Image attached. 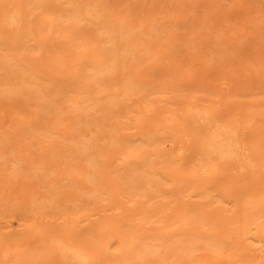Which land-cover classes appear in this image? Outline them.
Returning a JSON list of instances; mask_svg holds the SVG:
<instances>
[{"label": "rangeland", "instance_id": "1", "mask_svg": "<svg viewBox=\"0 0 264 264\" xmlns=\"http://www.w3.org/2000/svg\"><path fill=\"white\" fill-rule=\"evenodd\" d=\"M59 1L30 0V3L26 6L27 8H33L32 13L28 17L29 26L20 30L19 35L12 33V31L6 27H2L0 24V57H2L1 54L3 53V56L9 53V56L6 57L8 60L18 57L21 68L11 73L0 68V80H2L0 82L4 83L8 80V84H0L6 89L5 91L0 87V124H2L0 125V130L1 132L6 131L7 137L4 136L6 135L4 133L0 134L3 135V141L6 138L4 142L7 141V147H9L5 148H7V153H9L11 159L12 157L14 158V154L12 155V143L19 140L17 137L22 136V134L18 136L19 131L17 132V130H15L17 134L14 135L12 134L14 132H10L13 130L11 127H14L13 123H16L17 120L10 117L12 115L11 111L16 106L18 110H21L19 103H23V106L27 107V110L32 114L29 116L28 113L27 117L26 112V116L24 114L21 120H17L16 123L17 127L19 124H22V128L25 126V130L26 127H31V130L29 129L32 131V134L29 135L30 138L27 131L29 140H26V134L24 135L26 139L23 138L24 141L26 140V145L24 142H21L24 144L22 148L26 152V155L23 156V159L26 160L27 166L25 161L21 159L22 161L19 163L20 167L23 168V162L26 167L24 166V169H20L21 171L17 170L15 174H12L11 171H8L9 168L4 166L8 164L9 157L5 164H2V162L6 159H0V166H2V168L0 167V172H4V174L6 172L8 179L11 182L14 180L12 184L18 188V190L16 189L18 192L11 194L12 199L5 200L7 203L1 201V204L3 205L4 203V205L0 209V224H2L0 226H6L3 224L5 223L9 226L5 228L11 229L12 233L13 229L17 230V233L20 230L24 232L23 235L20 232L18 234L14 232L15 236L12 233L7 235V238L12 240L18 239L19 236L26 238V251L28 252L22 255L25 258L24 264H66L56 254L55 247L50 242L53 236L64 235L65 232L69 235H74L78 242L91 246L94 252L102 258L120 260L122 259L120 257H126L128 260H131L135 258V253L139 251L138 245L145 242L151 243L150 238L156 231L155 227L165 219L176 217L182 213H186L187 217H193L194 223L197 224V231L204 234L219 232L217 239L229 241L231 235L227 228L237 226V224L239 226L241 223L239 219L241 212L240 202L254 196L261 198L264 202V179L251 176L247 171L239 172L232 169L230 165H221L214 172L200 169L196 160V152L199 148L198 138L203 131H200L201 129H198V126L192 125L189 120L182 118L180 109L185 103L190 102L196 103L198 108L206 107L211 114L214 112L218 115H225L238 110L241 126L247 125L245 139L247 146L254 155L264 159V0H101V2L105 3L99 7L106 9L104 11L106 17L104 18L107 21H120L117 25L127 24L129 26L137 24L138 27L132 30L134 33H130L132 36L138 37V28L147 29L150 35H142L144 39L148 38L147 44L141 43V45L147 46L149 42L156 43V45L151 51L146 53L140 52L142 57L140 58L141 61H138L142 65L137 61H131V63L132 65L135 63L137 67L143 66L141 69H144L143 59L145 57V67L148 65L149 69L147 67L148 70L143 72L151 75L148 79L147 75H145L143 79L146 81L155 79L153 82L154 86L161 79L164 81L168 80V84L163 85V81H160L159 84L162 83L160 84L161 86L159 84L155 86L159 88L157 89L158 91L154 89V91H151L153 94L149 93L151 95L148 94V89L144 93L138 92L137 94L139 95L135 93L137 96H140L139 98L135 96L137 101L133 100L132 95V99L129 96L127 102L132 100L129 102L131 104L127 108L124 106L126 110H129L127 114L121 106L124 102L112 104L114 107L111 106L109 108H113V112L109 109L105 111L102 108L104 106L102 104L101 106L100 104L95 105L93 108L91 106L84 109H76L78 110L76 113L74 112V107H71L72 109L70 110L71 112L74 110L75 116L82 115L78 119L84 120L85 116L89 117L87 121L84 120L86 121L85 123L78 121L80 124L75 125L77 126L76 128H82L81 130L87 128L84 130L90 135L89 150L95 151L98 155L96 157L93 153L96 159L94 161H98L97 163L95 162L94 166L99 165L96 167H90L85 164L86 162L84 163L81 160L79 164L77 162L78 159L75 161V159L66 157V155L73 156L74 153L72 154V151H69L71 147L66 142L65 144L63 142L60 143L63 146V151L62 147L58 146L60 142V137H57L60 132L59 129L54 138L43 136V123H45L43 122V77L46 84L56 86L64 84L60 82H66L72 71L68 72L66 69L61 75L56 73V71L52 72L53 70H49L51 71L49 73L48 69H53V63H51L53 61L48 62L49 65L45 64V69L48 68L46 71L43 69V56L50 57L51 55V58H53L54 53L50 51V48V50H47L43 54V23L41 21L43 15L50 12L49 6ZM7 2L9 0H0V6L5 7ZM111 2L112 5L107 7V4ZM3 7L2 9H4ZM2 9L0 10V14L3 11ZM111 13L112 15L109 16ZM82 14L74 19L82 21L83 24L86 22L87 26L92 24L90 21H100L99 17ZM133 21L136 22L134 23ZM68 22L71 23L72 21ZM92 26L94 25L92 24ZM78 27V24L75 22L74 25L69 27L68 30L71 32L72 37H75L81 31ZM84 35L89 37V33L87 32ZM68 40L66 39L65 41ZM76 49L73 46L71 47L73 51ZM68 58L71 59L72 55ZM2 59L1 62L3 61ZM83 64L80 65L79 63L74 67L79 66L77 68L78 71ZM123 68V65L122 68L117 65L114 71H119L120 69L117 72L118 74L115 72V75L113 71L109 72L108 76H104L109 79L108 81L106 78L104 82L108 81V85L110 84L113 89L115 88V91L111 89V92H117L116 86L122 85L123 81H118L124 77ZM24 69L26 70L22 76L20 73ZM126 69L128 67L124 68V70ZM129 70H131V67H129ZM138 72L142 73V71ZM119 73H123V75H119ZM117 75H119L118 81H116ZM57 76L59 79H57ZM71 76L75 77V75ZM101 76L103 77V74ZM112 76L118 83H116V86L111 84ZM120 76L122 77L120 78ZM24 78L27 81H24ZM54 78L57 80L52 81ZM113 81L112 83H114ZM222 81L227 83L224 87H221L220 82ZM8 85L13 86V88H10V90ZM85 89L90 90L91 95L96 100L100 96L99 93L101 92L98 88V92L96 91L97 89H93V86ZM103 91L106 93L107 90ZM141 91L144 90L142 89ZM51 92L52 90L50 94ZM72 93V91H67L65 94L72 95ZM96 93H98V97ZM103 93H101L102 96L100 97L106 103L105 97H108L110 94L108 92L106 96ZM58 94H55L54 97L62 100L56 96ZM63 95L61 94L60 96L63 97ZM142 95L146 97L143 98ZM84 96H80L83 98H81L82 100L86 99ZM147 96L149 97L147 98ZM140 98L142 99L140 100ZM81 99L78 98L79 101ZM98 99L101 100L100 98ZM60 100L59 102H61ZM143 100L145 101L143 102ZM53 101L46 106L53 104V109H56L55 102ZM83 102L85 103V101ZM145 102H149L148 104H151L150 107L155 109L153 113L150 112L152 109L149 106L148 110H151H146V105L148 104L144 105ZM49 106L48 108L45 107V109H49ZM167 106H169L168 108H179L174 110L173 114L175 118L170 121L166 119V116H163L165 113L162 108L165 109ZM52 107L50 106L51 109ZM25 108L21 112L24 113ZM168 108L165 109V112ZM249 110L254 112L259 111L261 115L254 117L249 121L250 123H245L244 117H246V113ZM68 112L70 111L68 110ZM154 112L157 113V116ZM65 113L62 116L58 115V117L61 119L65 117L66 119L65 115L69 114ZM73 113L70 114L73 115ZM136 114H139V119L142 121L139 124L136 122L138 119L132 118L137 116ZM120 115L125 118H120ZM159 115L166 119H162L165 120L164 123L163 121L159 122V119H161ZM69 117L70 115L67 116V119ZM23 118L27 119L23 120ZM67 119L65 121L70 124L75 120L69 119L68 121ZM26 120L29 121V124L26 123ZM74 122L77 123L76 121ZM170 122L173 124H169ZM8 123H12L9 129ZM47 123L49 124V122ZM56 124L54 123L53 126H56ZM66 124L68 123L61 125L58 122L57 125H59L58 127H64ZM49 125L51 126L52 124ZM156 126L160 127V129L155 132L156 136H159L157 138L154 137V143L156 139H158V143H161L159 139H164L166 140L165 147H162L161 152H156L153 149L156 143L152 147L149 145L147 147L155 152V154L150 155V157H153L152 159H154L156 153L158 155L160 153L164 154L163 161H166L171 156L170 160L168 159L171 161L169 164L171 174L169 178L171 180H165V178L157 175H146L145 177L136 175L127 178H117V173L122 172L123 169L118 170V172L114 169L116 168L114 165H121L123 162L120 163L119 159H114L116 156L115 152L125 149V145L128 146L132 142L140 141V133H138L140 130L149 131L148 129ZM67 128V131H73L79 138L81 133L85 132H81L79 129H77V132L76 130L74 132V123H72L71 127L67 125ZM78 130L81 132L80 136ZM63 131L62 134H64ZM137 133L138 136H136ZM12 135H17L16 139H13ZM133 137H137V139L134 141ZM55 139L57 140L55 141ZM2 140L1 143L3 142ZM123 140L124 142H122ZM51 141L57 143V146L54 144L50 147L49 143ZM63 141L66 140L64 139ZM59 147H61L60 151L62 153L59 151ZM9 149H12V153ZM16 149H20V147ZM43 151L46 153L44 157L47 163L43 162V159H45L43 158ZM64 153L67 154L64 156ZM61 155L65 157L63 159L66 163L62 162ZM165 155H167V158ZM66 158L71 161H67ZM157 160H154V162ZM118 161L119 164H117ZM43 163L48 164L50 172H52V175H50L52 178H48V180H51L49 185L51 183V185L54 184L52 187H56L58 193H60L59 195L63 193V190H67L69 193L61 195L63 198L57 196L60 198L58 203H44L46 204L45 207H43V194L49 195L50 193L46 191V186L43 183L47 182V177L50 176L43 177V167H45ZM74 163L75 165L78 164L75 166ZM160 164L162 165L160 162L159 165H155L154 163L152 166L159 169ZM71 166L74 167V170ZM3 169L8 170L3 171ZM71 169L74 173L71 172ZM84 170H93L94 177L98 178L95 181H99L103 185L104 193L97 194L96 186L98 184L96 185L95 181L93 183L85 179L86 175L82 173ZM4 174H0V189L6 190L4 193L6 197L7 190L9 189H7V177ZM19 189L21 190L19 191ZM99 189L101 190V188ZM17 194L22 196V200L20 197H17ZM53 198L51 197V200H56V198ZM5 204L6 206L9 205L6 207ZM10 205L12 209L9 210L11 212L7 209ZM18 207L19 209H17ZM4 208L7 210L6 212ZM2 209H4V213H1ZM11 213L13 214L10 216L9 214ZM128 213L129 215H135L130 225L140 223V228L133 232L135 234H142L140 240L135 241V244L138 246L135 250L123 249V246H125L124 241L115 243L112 239L127 235L129 227L127 226L128 221L124 220V216H127ZM132 215L131 217H133ZM146 217L149 219L145 222L143 218ZM195 219L204 221L205 224L200 226ZM257 222H264V217L259 218ZM135 229H137L136 226ZM131 230H134V228H131ZM169 236L165 234L157 239L155 243L159 245L153 246L154 251L149 256H146L145 259L132 260L129 264H242L240 261L231 262L226 260L228 255L232 253L231 251L218 253L214 247L206 245L201 239H196L193 243L180 240L170 242V238L169 241L167 240ZM242 237L244 238L246 235ZM43 239H45V243H43ZM127 241H129V238H125V242ZM163 241L168 242L161 243ZM227 244L229 245L231 242ZM15 247L18 246L10 245L9 248ZM243 247L246 249L247 254L251 255L257 251H261L264 254L263 248L257 249L250 243L243 245ZM32 252L36 253V255ZM15 259L13 257L12 261L8 260L4 264H19V261ZM259 261L254 262L258 263ZM125 262L128 264L127 261Z\"/></svg>", "mask_w": 264, "mask_h": 264}, {"label": "bare ground", "instance_id": "2", "mask_svg": "<svg viewBox=\"0 0 264 264\" xmlns=\"http://www.w3.org/2000/svg\"><path fill=\"white\" fill-rule=\"evenodd\" d=\"M29 1L30 0H9V2H7L5 7L0 6V10L2 9V7L4 8V9H2L3 11H1V14H0V24L2 25V27L8 28L10 31H12V33L17 34V35H19L18 33L20 30H22L25 27H28L29 26V23H28L29 18L28 17L30 16V14L32 13V10H33V8H27L26 7L30 3ZM60 1H62V2H60ZM60 1L58 3L56 2L52 6L51 5L49 6L50 12L45 13L43 15V18L41 21L43 23V27H42V30H43V54L47 50H50V48H51L50 51L52 53H54V55L52 56L53 58H51V55H50V57H48V56L44 57L43 56V69L46 71L48 68L45 69V66H46L45 64L49 65V63L51 61H53V62H51V63H53V65H52L53 69L49 68L48 71L53 70L52 72L56 71V73L61 75V73H64V70H66V69L68 70V72H70L72 70L70 74L75 75V77L69 75V79L66 80V82H60V83H64V84H60V85L58 84L56 86H51V85L46 84L44 82L45 79L43 77V122H45V123H43V136L46 138H49V137L54 138V137H56L57 130L59 129L60 132L58 133L59 135L57 137H60V140H59L60 142L58 141L59 142L58 146H61L60 145L61 142H63L64 144L66 142L67 145L69 147H71V149L69 151H72V154L74 153L73 156L72 155L71 156L66 155V157L67 158L69 157L71 159H75V161L78 159L77 162L79 164L82 161L84 163L86 162L85 164H87L90 167H96L99 165L94 166L98 162V161L97 162L94 161V160H96L94 154L96 155V157H98V155L95 153V151L92 152L89 150L90 135H89V133H87L85 131L87 128L86 129L84 128L85 130L84 129L81 130L82 128H80V129H79V127L76 128L77 126L75 125V124L79 125L81 123V121H83V123H85L89 117L85 116L86 117L85 118L83 116L84 120H86V121L81 120L80 118H79L80 119L79 120L78 117H80L82 115L75 116L73 111L75 110L74 112L76 113V111H78L76 109H84V108H88L91 106L93 108V106L95 107V105L100 104V106H101V104H102V105H104L102 108L105 109V111L107 109H109L111 112H113V108L110 109L109 107H111L112 104L114 105L118 102L119 103L124 102L123 103L124 105L122 104L121 106L123 107V109H125L124 106H126V108H127L131 104L129 102L132 101V100H129V102H127V99L129 98V96H130V99L134 98L133 100L137 101L136 98L140 97V96H137V95H139V94H137L138 92L144 93L145 90L148 89L149 90L148 94L149 93L153 94V92H151V91H154V89H156V90L159 89L158 87L156 88L155 86H157L160 81L161 82L163 81L162 82L163 85L164 84L166 85V83L168 84V82H167L168 80L167 81L166 80L164 81L162 79L159 81L156 80V81H158V84H156L155 86L153 85V82L155 79L152 81L144 80L143 77L147 74H145V72H143V71L149 69L148 65H147L148 69H147V67H145V65H146L145 64V57L143 59L144 69L143 68L141 69V67H143V66L138 65L139 67H137L135 65V63H134V65H132V63H131V61H137L139 63L141 61L140 58L142 57L140 55V52L142 51V53H146L148 51H151L152 48H154V46L156 45V43H152V42L151 43L149 42L148 43L149 45H147V46L141 45V43L145 44L147 42V39H148V38L144 39L142 37V35L146 36V34H149V32L147 31L146 28L145 29L138 28L139 31L137 32V34H138V37H137V36L130 35L131 32L134 33L132 30L134 28L138 27L137 24L127 26V24L117 25V24H119L120 21H107V19L104 18V17H106V15L104 14V11L106 9L105 8L101 9L99 7L101 4L105 3V2H101V0H60ZM111 5H112V2L108 3L107 7H109ZM82 12L85 15L99 17L100 21H90L94 26H92V24L87 26L86 22H84L85 24H83L82 21H77L76 19H74V18H77L78 15L82 14ZM111 15H112V13L109 16H111ZM68 21H72V22L69 23ZM74 22L78 24V26H79L78 28L81 29V31H79V33H77V35L75 37H72V34L68 29L71 25H74ZM133 22L135 23L136 21H133ZM87 24H89V23H87ZM85 32L89 33V37H86L84 35ZM66 39H69V40L65 41ZM72 46L77 48V49L74 51L71 50ZM3 54H1L2 57H0V68H3L5 71H7L9 73L14 72L15 70L17 71L18 69H21L20 63H19L20 59H18V57H13L12 59L8 60L6 57L9 56V53H7V55L5 54L4 56H3ZM70 55H72L71 59L68 58ZM46 57L49 59H47ZM1 59L3 60L2 62H1ZM138 60H140V61H138ZM54 63H55V65H54ZM79 63H80V65L82 63H84L85 65L83 64L81 66V69L77 71V68L79 66L78 67H74V66H77ZM117 65L121 66V68H122V65L124 68L128 67V69H126V70H124V68H123L124 75H123V73H119V75L121 74L124 76V77L120 76V78L122 77L121 79L119 78L120 81L117 80L119 75H117V77H116V81H118V82H121V80L123 81L122 85H120L121 87L118 85L116 86L117 82L115 81V78H114L116 73L120 71V69H119V71H114L116 69ZM140 65H142V64H140ZM50 66H51V64H50ZM52 66H51V68H52ZM129 67H131V70H129ZM25 70L26 69L21 71L20 74L22 76H23ZM127 70H129V71L126 72ZM113 71H114L115 75L112 73V75L114 76V77L112 76L113 77L112 81L114 80L113 81L114 83H112L111 80L110 81H111V84L113 86L117 87V89H118L117 92H114L115 88L113 89L112 86H110V84L108 85L107 82L109 81V79L107 77H104L109 72H113ZM138 71H142L143 74L138 72ZM50 72L51 71H49V73ZM77 73H79V74H77ZM148 73H149V71H148ZM102 74H103V77L102 76L100 77V75H102ZM150 75L146 76L147 79H148V77H150ZM65 76H67V75L65 74ZM55 77H56V75H55ZM156 77H157V75H156ZM106 78L108 79V81L106 80L107 82H104ZM57 79H59V77ZM57 79L54 78L52 81L57 80ZM62 79H63V77H62ZM62 79L60 78L61 81H62ZM101 80H103V81H101ZM0 81H2V80H0ZM24 81H27V79L24 78ZM49 82L52 83L51 81H49ZM77 82H78V84H77ZM1 83H3V82H0V84ZM5 83L8 84V80L6 82H4L3 84H5ZM162 83H160V84H162ZM160 84H159V86H161ZM220 84H221V87H224L227 83L222 81V82H220ZM9 85H10V81H9ZM9 85H8V88L12 89L13 86H9ZM74 85H76V86H74ZM91 86H93L94 90H96L97 88L100 89L99 91L101 93L104 92L103 94H105L106 96H107L106 93L109 92L108 94H110L111 89H113L114 91L111 92V94L108 95V97H105L107 100L105 103L104 101H102V97H100V96H102L101 93H99L100 94L99 97H98V93H96L97 97L101 99V100H99L97 98V100H96L91 95L90 90L88 91L87 89H85V88H89ZM94 86H96L97 88ZM98 86H101V87H98ZM105 86H107L108 89ZM109 86H110V88H109ZM0 87L3 88L2 85H0ZM51 87H53V88H51ZM98 89L96 90L97 92H98ZM102 89L107 90L106 93ZM109 89H110V91H109ZM142 89L144 91H141ZM4 90L6 91V89H4ZM51 90H52V92L50 94ZM1 91H2V89H1ZM67 91L68 92L72 91L73 92L72 95L65 94ZM55 94H58L59 96L58 95H56V96L61 98L62 100H60L58 98L56 99V97H54ZM61 94H64L63 97L60 96ZM78 94H80V95H78ZM133 94H134V97H133ZM131 95H132V98H131ZM146 95H147V91H146ZM149 95H151V94H149ZM80 96H84V97H86V99L82 100L83 98ZM135 96H137V97L135 98ZM143 96L144 95H142V97ZM76 97H78L80 99L82 98L81 99L82 101L81 100L79 101L78 98H77V100H78L77 101ZM145 97H143V98H145ZM148 97L149 96H147V98ZM55 99L58 100L57 103H56ZM141 99L142 98H140V100ZM59 100L61 102H59ZM52 101L55 102L56 109L55 108L53 109V107H52L53 104L50 105L52 107V109L48 105L49 109H47V110H49V111L46 114L47 110L45 109V107L48 108V106H46V105L52 103ZM83 101H85V103ZM144 101L145 100H143V102ZM147 101H150V100H147ZM82 102L84 103V105H82L83 104ZM86 102H87V104H86ZM148 103L145 102L144 105H146ZM107 104H109V105H107ZM57 105L58 106L60 105L59 108ZM19 106H20L21 110H18L16 108L17 106L14 107V109L11 111L12 112V115L10 116L11 118L21 120L22 116H24V114L26 112H27L26 113L27 117H28V113H29V116L32 115L27 110L28 108L27 107L25 108V106H23V103H19ZM30 106H31V104H30ZM148 106L150 107L151 104L146 105V107H147L146 110L150 111L152 109L150 112L153 113V110H155V109L150 107L151 109L148 110ZM71 107H74V110H72V112L70 110V109H72ZM112 107H114V106H112ZM142 107H143V105H142ZM168 107L169 106L165 107V109ZM24 108H25V112L23 113L21 111H24ZM161 108H160V112H161ZM120 109H122V108H120ZM162 109H163V112L165 113L163 116L164 117L166 116V119L168 121H170L173 118H175L174 114H173L174 110H177L179 108L174 109L171 107V108H168L166 110V112H165L164 108H162ZM45 110H46V112H45ZM68 110L70 112H68ZM109 110H108V112H110ZM131 110H133V109H131ZM157 110L159 111V109H157ZM62 111H64L63 113L66 112L67 114L70 115V117L68 119H67V116H69V115H65L66 119L68 121H69V119L71 120V119H75L77 117L76 118L77 120L76 119L74 120L77 123H75L74 121L72 122V123H74V132H75V130L77 132V129L81 130V132L85 131L84 133H81L78 130L79 136L81 133L80 138L78 137L77 134L73 133V131H70V130L67 131V129L69 128V127L67 128V125L71 127L72 123L70 124L69 122H66L65 117H64V119H63V117H62V119L58 117V115L62 116V114H63ZM125 111L127 114V112L129 110L125 109ZM125 111L123 110L124 114H125ZM108 112H106V113H108ZM118 112H119V109H118ZM160 112H158V113L160 114ZM167 112H168V114H167ZM60 113H62V114L60 115ZM70 113H73V115H71ZM120 113H122V112H120ZM26 114H25V116H26ZM155 114L157 116V113H155ZM53 115H55V116H53ZM122 115H123V113H122ZM122 115H120V118H125ZM136 115L137 116L132 117V118H134L135 120L138 119V121H136V122L139 124V122L141 120L139 119V116H138L139 114H136ZM180 115L185 120H189L192 125L198 126V129H201L200 131H203L201 133L200 137L198 138L199 148H198V151L196 152V154H197L196 160H197V164H198L200 169L208 170L209 172H214L221 165H230L232 169H235L239 172L247 171L250 173L251 176L258 177L260 179H264V159L258 158L256 155H254L252 153V151L250 150V148L247 146L246 141H245L246 132H247L246 131L247 125L241 126V124H240L241 119L239 116L240 113L238 112V110H235L234 112H231V113H228L225 115H218L217 113H214V112H212V114H211L206 107L198 108L196 103L187 102V103H185V105L183 107H181ZM259 115H261V112H259V111L254 112L252 110H249L246 113V117H244L245 118L244 122L248 123L254 117L259 116ZM163 116L162 117L160 116L161 119H159V122L163 121V123H164V121L166 119ZM126 117H128V116H126ZM140 118H141V116H140ZM25 119H27V118H25ZM25 119L23 118V120H25ZM162 119H165V120H162ZM17 120H16V123H17ZM28 120H29V118H28ZM28 120H26L27 121L26 123H28L30 121V120L29 121ZM47 122H49V124H52L51 125L52 127ZM58 122L61 125H63V123H68V124H66L64 127L62 126L63 127L62 128V127H58L59 126V125H57ZM12 123L7 124V126L9 125L8 129L10 128V124L12 125ZM14 123H13L14 127L13 126L11 127V129L13 128L14 131L12 130L10 132H14V133H12L14 135V134H17V132L19 131L18 136H19V134H22V136L20 135L19 137H17V135L16 136L12 135L14 137L13 139H16V137H17V139L19 138V140H17V141L14 140V141H16L15 143L14 142L12 143L13 144V146H12L13 153H12V149L11 150L9 149L10 152L12 153V155L14 154V158L12 157V159H11L10 158L11 156L9 155V153H7L8 150H6V149L9 147V146L7 147L8 143H7V141L4 142L6 140V138L4 141L2 140L4 138L2 137L3 135L0 134V139L3 141L2 143H4V144L6 143L4 146V144H2L1 140H0V159H2V160L6 159V160H4L5 162L4 161L2 162V164H5L8 157H9V161H7L8 164H6L4 166L9 168V170L8 169L7 170L9 172L11 171L12 174L13 173L15 174V172L17 170L21 171L22 169H24L27 166L26 160L23 159L24 158L23 156L26 155V152L23 150L22 145L25 144L26 140H29V138H30L29 135L32 134V131H30L31 127L29 125H27V126H29L30 128L26 127V130H25V126H23V128L21 127L22 124L20 125L18 123L19 126L17 127V124L15 123L16 124L15 125ZM54 123H57L56 126H53ZM169 124L172 125L173 123L170 122ZM0 125H2V124H0ZM30 125H32V124H30ZM52 129H53V131H52ZM159 129H160V127L156 126V127H152L150 129H148L149 131L140 130L138 132V133H140V136H139L140 141L132 142L131 144H128V146L125 145V149H120L117 152H115L116 156L114 159L115 160L119 159L120 163L123 162V164H121V165H114L116 167V168H114L116 171L123 169L122 172L117 173V176H116L117 178H124V177L127 178V177H133L136 175H140V176H144V177L146 175L147 176L157 175L159 177L165 178V180H171L169 178V176L171 175L170 171H169V169H170L169 164L171 163V161H169L170 160L169 158H171V156H169V158H168L169 160L166 159V161H163L162 158H163L164 154L160 153L158 155V153H156V156L154 157V159H152L153 157L152 156L150 157V155L155 154V152L152 151V149H149L147 147V145L152 147V145L156 143L154 148H153L156 152H161L162 147H165V141L166 140H164V139H159V140H161V143H158V139H156V142L154 143L155 138H157L159 136V135L156 136L155 132L158 131ZM15 130H17V132ZM27 131L29 134L27 133ZM62 131L64 132V134H62ZM22 132H24V133H22ZM0 133L6 134L4 136L7 137L6 131L1 132V130H0ZM60 133H61L62 137H61ZM138 133L136 134V136H138ZM27 134H28L29 138L27 137ZM24 135L26 136L27 139L24 137ZM141 135H142V137H141ZM21 137H22V139H21ZM23 138H25L26 140L24 141ZM61 138H62V141H61ZM64 139L66 141H63ZM133 139L135 141L137 139V137L136 138L133 137ZM52 140H54V139H52ZM56 140L57 139H55V141ZM125 141H127V140H125ZM17 142H18L19 146L17 145ZM19 142L20 143L24 142V144L23 143L20 144ZM115 142H117V141L115 140ZM122 142H124V140ZM120 143H121V140H120ZM54 144L57 146V143H55L54 141H51L49 143L50 147ZM5 147H7V148H5ZM17 147L18 148L20 147V149H16ZM61 147H62V151H63V146H61ZM61 147H59V151H60ZM15 151H17V152H15ZM24 152H25V154H24ZM65 154H67V153H64V156H65ZM132 154H134V155H132ZM170 154H167V155H170ZM45 155H46V153H45V151H43V158H45L44 157ZM167 155H165L166 158H167ZM60 158L62 159V162L66 163L63 159L65 157L62 156ZM21 159L24 160L25 164H26V166H25L24 162L22 163L23 168L20 167V164H19L20 161H22ZM156 159H158V160L154 162V160H156ZM67 161L70 162L71 160L67 159ZM43 162L47 163L46 158L43 159ZM62 162H60V163H62ZM151 162H154L155 165L156 164L159 165V162H160V163H162V165L160 164L161 166L158 169V167L155 168L154 166H152V164H154V163H151ZM117 164H119V161ZM43 165H45V167H43L44 168L43 169V177L46 178L47 176L52 175V172H50V168L48 167V164L43 163ZM74 165H75V163H74ZM0 167L2 168V166H0ZM59 169H60V167H59ZM72 169L74 170V167H72ZM72 169H71V172H72ZM149 169H151V170L149 171ZM7 170L3 169V171H7ZM11 173H9V174H11ZM72 173H74V172H72ZM82 173L83 174L85 173V175H86L85 179H88L90 182L94 183V181L98 179L97 177H94L95 175L93 174V170H84ZM0 174H4V172L3 173L0 172ZM4 175H6V172ZM6 177L5 178L7 179V181H6L7 182V189H9V190H7L6 197H5L4 193L6 190H2V188L0 189V209L4 205V203H3V205L1 204L2 203L1 201L4 202L6 199H8V200L12 199L11 194H13V192L14 193L18 192L17 186L15 187L14 184H12L14 182V180H12V182H11V180L8 179V175H6ZM48 178H52V177L51 176L47 177L48 183L43 181L44 182L43 185L46 186L45 187L46 191L48 193H50L49 194L50 196L45 195V193L43 194V207L46 206V204H44V203H46V202L58 203V201L60 199L58 197H60L61 195L69 194L67 192V190H63L62 191L63 193L61 195H59L60 193H58L56 187L55 186H54L55 188L52 187L54 184L53 185H51L52 183L50 184L53 189L50 187L49 182H51V180L50 179L48 180ZM8 180H9V182H8ZM95 182H96V185L97 184L99 185V186L98 185L96 186L97 191H98L97 194L104 193L103 185H101L99 181H95ZM60 185H63V184H60ZM98 187L101 188V190ZM81 188H83V187H81ZM21 189H19V191ZM17 197L18 198L20 197V199L22 200V196L18 195ZM51 197L56 198V200L54 198L53 199L55 201L51 200ZM24 202H25V200H24ZM24 202H23V204L25 205ZM5 203H7V202L5 201ZM8 203H9V201H8ZM21 205H22V203H21ZM24 205H23V207L26 208ZM5 206H6V204H5ZM239 206L241 209V212L239 215V219H240L241 223L239 226L237 224V226L235 225V226H230L227 228L228 232H230V235H231L229 241H223L222 239H217L219 232H216L215 234H204V233H201L200 231H197V224L194 223L193 217L192 216L187 217L186 213H182L176 217H170L168 219H165L161 224H159L157 227H155L156 231H155L154 235L150 238L151 243L145 242V243L138 245L139 247L137 246V244H135V241L138 239L140 240V238L142 237V234H135L133 232L135 230H138V228H140V226H139L140 223H138L136 225H130V223L135 218V215H132V214L129 215V213H128L127 216L126 215L124 216V220L128 221L127 226L129 227L127 235H123L124 237L112 238V239L114 240L115 243L120 242V241H124L125 246H123V249L128 248V250L129 249L135 250V249H137V247L139 248V251H137L135 253V258L131 259V260H128L126 257H120V258H122L120 260H111L109 258H102L94 252V249L91 246H88V245L82 244L81 242H78L76 240V238L74 237V235H69L66 232H65L66 234L64 233V235L59 234L57 236H53L51 238L50 242H51L52 246L55 247L56 254L59 256V258L61 260L65 261L66 264H126L125 261H127L129 264V262L132 260L137 261V259H145L146 256H149L154 251L153 246L159 245V244L155 243V241L157 239H159L162 235H165V234H168V236L170 235L167 239L169 241V238H170L171 239L170 242L180 240V241H187L189 243H193L196 239H201L204 243H206V245L214 247V249H216V252H218V253L222 252V251H231L232 253L230 255H228V257L226 258L227 261H231V262L240 261V262H242V264H264V254H262L261 251H257V252L250 255V254H247V251H245L246 249L243 247V245L250 243L251 245H253L257 249H261V248L264 249V244H263V242H264V222H257V220L259 218L264 217V210H263L264 202L261 200V198L254 196L253 198L241 201ZM10 207H11V205L7 209L8 210L12 209ZM4 209H2L3 211H1V213H4ZM17 209H19V207ZM27 209H29V208H27ZM6 211L7 210L5 209V212ZM12 214L13 213H11L9 215L11 216ZM131 215L133 217H131ZM128 216H130V217H128ZM148 219H149L148 217L143 218V221L146 222V221H148ZM195 220L198 222V225H200V226L205 224L204 221H201V220L198 221L197 219H195ZM158 222L160 223V221H158ZM3 224L6 226H0V239H1L0 240V260H2L1 264L6 263L8 260L12 261L13 257H14V259L16 258L15 260L19 261V264H24L25 258L22 255H25L28 252V251H26L27 250L26 249V238L20 237V236H19L20 238L18 237V239L15 237L16 240H12L10 238H7L8 237L7 235H10V233H12V230L6 229L8 225L5 223H3ZM0 225H2V224H0ZM135 226L137 227V229H135ZM1 227L4 228V230H2ZM131 228H134V230H131ZM21 229H24V228H21ZM13 230H14L13 233L14 232L17 233V230H15V229H13ZM18 230H20V229H18ZM23 231H25V230H23ZM19 232L22 235L24 233V232H22V230L18 231V233ZM14 234H13V236H15ZM21 234H19V235H21ZM244 235H246V237L243 238L242 236H244ZM125 238H129V241L125 242ZM19 239H20V242H19ZM168 241H163L161 243H166ZM230 242H231V244L228 245L227 243H230ZM43 243H45V239H43ZM10 245L11 246L17 245L18 247L10 249L9 248ZM32 253L34 255H36V253H34V252H32ZM245 254H246V256H245ZM17 258H19V259H17ZM257 260H260V261L258 263H255L254 261H257ZM177 264H179V263H177Z\"/></svg>", "mask_w": 264, "mask_h": 264}]
</instances>
